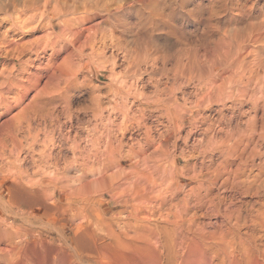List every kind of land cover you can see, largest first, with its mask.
I'll use <instances>...</instances> for the list:
<instances>
[{
    "label": "bare ground",
    "instance_id": "6f19581e",
    "mask_svg": "<svg viewBox=\"0 0 264 264\" xmlns=\"http://www.w3.org/2000/svg\"><path fill=\"white\" fill-rule=\"evenodd\" d=\"M219 1L0 0V244L99 192L122 264H264V34Z\"/></svg>",
    "mask_w": 264,
    "mask_h": 264
},
{
    "label": "rangeland",
    "instance_id": "374dc122",
    "mask_svg": "<svg viewBox=\"0 0 264 264\" xmlns=\"http://www.w3.org/2000/svg\"><path fill=\"white\" fill-rule=\"evenodd\" d=\"M221 1L222 0L219 1L220 2L219 4H221ZM17 111L18 109L13 110L12 114L16 113ZM79 116L80 118H83L84 120L83 125L87 124V126L86 125L85 127L83 126V129L79 128L74 119L73 124L74 123L75 124L74 126L72 124V129L74 131L75 130L79 131V133H85L84 128L89 127L90 117L85 116V115H79ZM85 119L89 120V121L87 120L88 123ZM75 126H76V129H75ZM90 194H87V199H86V195L72 197L69 200L70 209L65 204H64L65 206L63 205L61 209H55L54 214L51 217L52 221L50 222V224H43V225L39 224V225L34 226V236L30 238L29 237L26 238L25 236V234L27 233V230L29 229L27 225H20V227L22 228L21 230L22 231L24 230L22 233V231H19L20 227L16 228L15 227L16 224L11 225L10 224L11 220L8 219L9 221H7L6 223L7 230L9 229L10 231L16 230L19 234L17 233L16 237L12 238V240L4 241L0 244V252H1L0 253V264H7L8 259L9 260H13V259L19 260L23 253L22 252L23 246L26 244L33 245V259H34L33 264H88V263L89 264H120V263L122 264V262H125L126 260L124 259L126 258L122 257L121 255L122 253H120L121 252L120 245H118L117 243L119 239H121L122 237L119 236L120 233H119V230L116 224L122 223V221L127 222V223H131L135 221L134 218L132 219V217L134 216L131 215L130 208L120 213L121 211L120 209L122 208L119 206L112 208L113 201L108 195L99 193V192L98 193L93 192V195H90ZM58 198L61 199L60 203L65 202V198L63 196H58ZM84 201L85 203L83 204ZM88 201H89V204H86L88 203ZM94 202L96 205L94 204ZM44 205H45V202H40L38 205H36L35 212L37 214H41L43 212ZM76 207L80 210L79 212H76L78 211L76 210L77 209ZM81 207L82 209H80ZM108 207H110L111 210L107 209ZM66 208H68L69 210ZM74 210H76L75 214L78 213V215L76 214L78 218L76 217V215H74V217L76 218L72 217L73 216L72 213L74 214ZM95 211H99L98 212L99 214H97V212ZM114 213H117V215ZM70 215L72 217L71 219H69ZM98 216L100 218L103 217V219L105 218L106 223L110 221L109 223L112 224L111 225L112 232L110 233L109 231V234L111 236L107 235L108 233L104 235V233L108 232V230L107 229L105 230L106 227H104V225H103V228H101L102 225L101 224L99 225V221H97ZM111 222H114V223H111ZM7 224L8 225L10 224L9 225L10 227ZM97 226L101 229L100 230L99 228L97 229ZM113 227L115 229H113ZM94 229H96L97 231L96 230L94 231ZM116 231L119 234H117ZM18 236L20 237V239H17ZM105 236H107V239ZM115 237L117 238L119 237V238L116 239ZM64 239H66V241ZM114 240H117V241H114ZM110 241L112 243H110ZM113 242L115 246L113 245ZM15 243H16V247L14 248ZM12 245H13V248L11 249ZM117 246L119 247L117 248ZM4 250H8V251H4ZM5 253H7L8 256L7 254L5 255ZM129 261L130 260H128V262Z\"/></svg>",
    "mask_w": 264,
    "mask_h": 264
},
{
    "label": "clouds",
    "instance_id": "9594fccd",
    "mask_svg": "<svg viewBox=\"0 0 264 264\" xmlns=\"http://www.w3.org/2000/svg\"><path fill=\"white\" fill-rule=\"evenodd\" d=\"M207 3V0H204ZM234 0H226L227 5H231ZM241 5H244L240 10L231 8V7H217L214 10L218 13L216 16L210 17V12L204 20L197 25L196 21L190 19V23L195 27H200L202 31H207L209 25H215L216 30L211 33L214 37H222L225 30H231L233 28H238L239 25H248L255 23L258 26V32L254 34L250 42H253L257 39H261V35L264 34V13L258 11L259 8H264V0H239ZM100 23L105 22V17L97 18Z\"/></svg>",
    "mask_w": 264,
    "mask_h": 264
}]
</instances>
